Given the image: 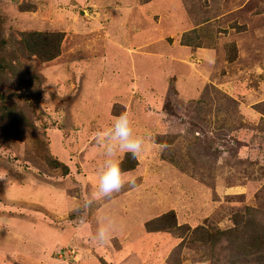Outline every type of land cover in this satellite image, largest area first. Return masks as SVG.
<instances>
[{"label": "rangeland", "instance_id": "374dc122", "mask_svg": "<svg viewBox=\"0 0 264 264\" xmlns=\"http://www.w3.org/2000/svg\"><path fill=\"white\" fill-rule=\"evenodd\" d=\"M124 111L131 183L85 207ZM0 177V264H256L195 229L264 226V0H0Z\"/></svg>", "mask_w": 264, "mask_h": 264}, {"label": "clouds", "instance_id": "9594fccd", "mask_svg": "<svg viewBox=\"0 0 264 264\" xmlns=\"http://www.w3.org/2000/svg\"><path fill=\"white\" fill-rule=\"evenodd\" d=\"M95 142L103 147L105 161L98 173L96 190L85 200V207H91L102 199H110L114 193L120 192L125 184L131 183L127 172L121 167L122 161L117 153L125 152L130 153L133 158L138 157L144 149L145 137L135 131L131 113L124 111L114 118L108 129L96 133ZM159 147L163 149L165 146ZM114 229V221L102 222L94 238L98 243H107L112 238Z\"/></svg>", "mask_w": 264, "mask_h": 264}, {"label": "trees", "instance_id": "16d2710c", "mask_svg": "<svg viewBox=\"0 0 264 264\" xmlns=\"http://www.w3.org/2000/svg\"><path fill=\"white\" fill-rule=\"evenodd\" d=\"M21 35L23 49L31 56L40 59L41 62L51 61L58 56L59 44L62 39L60 33L27 32L21 33ZM62 167L66 171L65 166ZM165 217L173 218V213L168 212L162 215L159 220H164ZM155 221L157 222L158 219ZM231 223L233 225L231 229L217 231L216 235L206 230L203 231L201 227L195 229L198 232L195 234L197 241L210 244V248H213V244L224 240L230 247L233 246L234 251L238 252L235 255L240 256L243 261L255 256L256 264H264V226L259 225L253 219L242 221L235 217L231 219Z\"/></svg>", "mask_w": 264, "mask_h": 264}]
</instances>
